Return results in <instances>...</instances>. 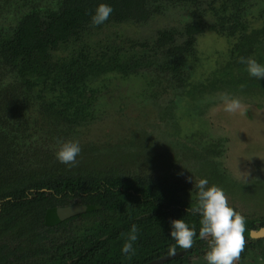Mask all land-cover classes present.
Here are the masks:
<instances>
[{
	"label": "trees",
	"instance_id": "trees-1",
	"mask_svg": "<svg viewBox=\"0 0 264 264\" xmlns=\"http://www.w3.org/2000/svg\"><path fill=\"white\" fill-rule=\"evenodd\" d=\"M8 1L4 0L0 9L8 4ZM15 1L12 6L15 3L19 5L18 1ZM178 1L193 5L192 13L201 22H205L207 8L202 7L201 10L203 0ZM101 2L114 6L118 0H65L58 12L50 11L41 17L37 11L25 13L23 16L17 11L0 14L1 17L6 16L9 20L18 21L14 27L9 28L10 31L3 30L0 40L1 61L9 65L15 76L22 78L29 87L27 90L42 82L36 96L39 99V110L31 118V124L26 117V109L31 108L30 98L26 96L23 99V96L14 94L2 101L3 97H0V200L11 198L0 205V242H3V247L11 249L9 253L12 257L17 251L28 254L39 250L31 242L32 234L37 230L44 235L46 227H32L34 223H46L52 229L59 230L63 224L67 225L68 221L82 218L83 222L68 227L66 236V242L71 245L67 246V251L72 252L70 257L76 254L81 256L77 261L67 264H141L159 254L167 253L169 246L175 243L170 237V222L175 218H182L189 225H195L197 235L199 233V214L181 208L188 203L182 201L180 193L176 192L180 186L175 182L173 187L171 184L174 180L169 176L142 173L126 177L123 173L113 172L111 166L105 163L97 164L93 169L76 165L72 170H52V166L47 163L39 170L35 169V166L21 165L15 138L22 130L27 129L31 133L41 126H62L57 130L62 132L65 123L67 126H75L94 117L96 92L100 88L99 84L90 86L86 77L89 74H103L107 70L106 66L103 63L90 62L82 52L73 57L71 62H52L46 59V54L60 42H67L73 35V30L91 23V16ZM135 3L140 5V1ZM206 3L217 18L214 23H207L208 27L229 35L241 24L240 14L246 12L250 6V0H209ZM127 4L126 0L125 8H130L131 4ZM8 9L6 7V10ZM11 24L12 22L9 25ZM204 27V24L188 25V39L182 45H172V31H162L151 44H145L147 54L152 56L161 51L165 53L162 48L168 45L167 51L173 57L165 63V69L183 75L184 57L193 47V37ZM240 44L243 45L242 42ZM247 44L249 45V42L245 41V45ZM236 49H239V52ZM235 51L241 58L248 50L241 46L235 48L233 52ZM150 60L151 58L147 62ZM238 63H241L240 60ZM10 129L14 134L7 133ZM65 129L69 131L68 128ZM14 144L16 149L13 148ZM53 159L51 154L43 152L37 153L35 161L47 162ZM28 189H33L34 192L26 193L25 190ZM28 194L31 195L30 199ZM57 194L62 196L57 197ZM75 199L86 205L87 211L68 220H59L56 208L70 204ZM30 212H34V216L31 218L32 230L28 229L30 233L26 234L28 240L22 239V234L19 241L11 247L10 240L5 241L8 239L5 236L13 235L18 227H23L22 224L26 222ZM147 212L146 216L143 215ZM132 224H136L139 231L138 239L133 242L135 252L128 256L121 252V247L127 240ZM261 224L264 225V221ZM247 227L251 225L248 223ZM248 232L249 230L246 234H250ZM53 252L64 254V251L57 247ZM66 258L61 259L64 264ZM5 262V256H1L0 263Z\"/></svg>",
	"mask_w": 264,
	"mask_h": 264
},
{
	"label": "rangeland",
	"instance_id": "rangeland-1",
	"mask_svg": "<svg viewBox=\"0 0 264 264\" xmlns=\"http://www.w3.org/2000/svg\"><path fill=\"white\" fill-rule=\"evenodd\" d=\"M52 1L55 0L49 3ZM255 1L240 14L241 24L232 35L208 28L195 37L190 54L184 57L183 75L166 71L159 64L150 66L134 79L100 83L102 94L94 102V117L67 126L71 132L64 128L62 133L67 134L64 137H58L61 132L57 130L62 126L55 127L56 130L41 127L42 141L36 143L39 149L44 147V151L56 153L63 141H78L81 146L78 164L90 168L91 163L104 164L108 159L114 164L123 161L129 164L131 174L169 176L180 186L181 193L189 189L196 191L195 181L201 177H206L209 183L224 179L219 186L236 211L253 218L263 216L264 78L250 76L246 66L238 63L239 49L233 52L242 46L248 50L243 57H253L264 64V0ZM6 7L0 9L3 15L18 11L17 4L8 10ZM185 10L184 5L166 4L158 18L145 26L137 25L131 36L137 44L142 41L151 44L158 31L181 26ZM9 19L2 17L3 30L12 21ZM207 21L213 23L214 19L208 15ZM118 29L130 35L126 26L108 27L103 34L109 35ZM66 54V50H60L59 59ZM15 81L10 73L5 74L4 82H0V97L22 93L23 86ZM225 96L238 99L241 109L236 113L224 111ZM26 112L30 123L35 110L29 108ZM47 136L52 140L46 141ZM19 150L24 157L21 165L39 170L46 163L36 162L37 153L32 154L33 149L27 152L26 145ZM53 163L52 170L71 167L57 159ZM212 172L215 179L211 177ZM227 179L232 184L225 187ZM248 189L256 193L250 195ZM27 216L29 226L34 212ZM21 228L18 227L14 236H5L11 247L22 234ZM253 264H264V261L256 260Z\"/></svg>",
	"mask_w": 264,
	"mask_h": 264
},
{
	"label": "flooded vegetation",
	"instance_id": "flooded-vegetation-1",
	"mask_svg": "<svg viewBox=\"0 0 264 264\" xmlns=\"http://www.w3.org/2000/svg\"><path fill=\"white\" fill-rule=\"evenodd\" d=\"M14 1L15 0H9L8 1L9 5L6 4L7 8L10 9L12 7V5L14 4ZM17 1L19 4L18 5V11H17L18 14L22 13V16H23L25 13L37 11V12H39V14H38L39 17H41L42 15H45L46 13H48L50 11L51 12H58V10H60L61 5H63L65 3V0H55V1H52L50 3H49V0H17ZM136 1H140V5H139V3H135ZM251 1L252 0H250V3H249L250 6H252ZM125 2H126V0H118V3L114 4V6L111 5L113 8V12L110 14L108 20L105 21L103 24L93 25L92 23H88L86 25H82V26L76 28L75 30H73V32H74L72 35L73 37L71 36L70 38H68L67 42H60V44L56 48L50 49L48 51V55L46 54V59H48L52 62H54V61H56V62H58V61L59 62L60 61L71 62V59H73V57H75L78 53L82 52L87 56V60H89L90 62L94 61L95 63H101V64L103 63L106 66L105 68H107V70L104 71L103 74L97 73L93 76L91 74H89L86 77L89 84H92L94 86H97L98 84L105 82V81H110L111 79H118V81L134 79L135 77L139 76L142 71L149 69L150 66L156 67V66H159V64H160L161 65L160 67L165 68L167 65L165 63H167L169 61V59L173 57L167 51V49L169 48L168 45L166 47L162 48L165 53H163L161 51V52H157V54L150 56L147 54L148 49H147L146 45L144 44V42L142 41V42L137 44L134 41V38L131 36V35H133V31H134L135 27H137V25L145 26L148 24V22L158 18L161 15V13L163 12V8L166 4L182 5V6L184 5V7L187 8V10H185L187 13L182 17L183 21L181 22V26H179V27L169 26L163 30L158 31L157 36L155 37V40L157 39L158 36H160V33L162 31H172L170 33L173 36V38L170 39V43L172 45H182L183 42L188 39V34L186 33V27L188 25H192V24H197V25L204 24L205 25V27L201 31L196 33V35L193 37V39L195 40L196 36L204 33L205 29L210 28L207 25V23L208 24L211 23V22L207 21L208 15H211L213 17L214 22L217 21L216 20L217 18L215 17V15L210 10V7H208L207 3L204 1L202 2V5H201V10H202V7L207 8L204 23L201 22L198 18H196L195 15L192 13V11L194 10V6L191 5L190 3L181 2L178 0H173V1L172 0H127L128 4H131V5L129 6L130 8H125ZM254 2H256V1L254 0ZM3 3H4V0H0V4H3ZM258 4H259V2H258ZM263 4H264V2H263ZM253 6H254V4H253ZM117 11H119V12H117ZM0 14H1V12H0ZM1 19H2V17L0 15V24L2 22ZM11 22H12V24L6 27V29H5V30H7L6 32L10 31L9 28L14 27L18 21L15 20V21H11ZM111 26L114 28L115 27L121 28V27L126 26L130 30V35L129 34L127 35L124 31H122L120 29L109 32L110 33L109 35H104L103 34L104 30L108 27H111ZM0 29H1V27H0ZM6 32H4V33H6ZM2 33H3V29L0 30V40H1V37L3 35ZM172 45H171V47H172ZM62 49L66 50L67 54L65 56L60 57V59H59L58 54L60 53V50H62ZM1 50H2V48L0 46V58H1ZM189 54H190V52H189ZM165 55H166V57H165ZM149 58H151V60L147 62V60ZM116 65H121V67L118 68ZM166 71H171V69L166 68ZM6 73H8V74L10 73L16 79L15 83H17L19 81L20 86H23V87H21L22 93L14 92V94L15 95H17V94L21 95L20 97L23 96V99L26 98V96L28 98H30L29 100L31 102H29V104L31 106L28 105V107L30 106L31 108H33L35 110V115H36L38 113V110H39V106H38V100L39 99L36 96H37L38 88L39 89L41 88L42 82H39V84H37L38 86L37 85L31 86L30 89L27 90V88H29V87L27 86V84L25 82L22 81V78L15 76V74H14L15 72L10 70L9 65H7L4 61H1V59H0V82L1 83L4 82V76ZM39 81H40V79H39ZM96 89H99V88L96 87ZM34 91L36 92V94ZM31 94H32V96H31ZM99 94H102V91L100 89L96 92V102H97V99L99 97ZM4 97L9 98V96L7 97L5 95H4ZM4 97L1 99L2 101L4 100ZM15 126H17V125L15 124ZM41 127H44L47 129L50 128L48 126H41ZM41 127H38V129L34 130V132H32L33 131L32 130L31 133H29V131L27 129L22 130V132H19L18 135H17L16 127H14L13 128L14 132L17 135V137L15 138V142L17 144V149L19 150V148H23V146L26 145L27 152L29 149H33L32 154H36V153L42 154L43 152H48L49 154H51L54 157V159L52 161L46 160L47 161L46 163L48 165L54 166L55 163H53V162L56 161L55 153H53L52 151H49V150L44 151V147L39 149V147L36 144L37 140L42 141V140H40V136H41L40 134L42 133ZM65 127H67L66 123L63 124V129ZM52 129H55V127L52 126ZM14 132L10 129L7 133L14 134ZM36 132H38V133H36ZM62 132L59 136L58 135L57 136L58 137H61V136L64 137L65 135H67V134H63ZM68 132H71V131H68ZM33 134H36V136L34 137L35 139L31 138ZM55 134H58V132H55ZM45 140L47 141V140H52V139L48 138V136H47L45 138ZM13 148L16 149V145ZM20 157H21V161L23 162L24 157L21 155H20ZM104 163L111 166L110 168L113 170V172H119V174L123 173L124 176H126V177L133 175V174L129 173L130 167H128L129 166L128 163H124L123 161H118V162H116V164H114V162H112V160H109V159L106 160ZM76 165H81V164L76 163L75 165H72L69 168V170H72L73 166H76ZM90 165H91L90 168H92V169H93V166H97V164H93V163H91ZM22 166H25V165H22ZM64 166H65V164H64ZM94 169H96V168L94 167ZM212 173H214V172H212ZM212 173H211V176H212ZM215 178H216V175L214 176V174H213L212 179H215ZM210 181H212V180H210ZM214 181H217V182H213V183L210 182V184H215V185L219 186V182L221 185L223 183L224 179L217 178ZM230 183L232 184L231 179H229L226 184L224 183L225 187L230 186ZM171 185L174 187L175 183L172 182ZM177 186H178V184H177ZM42 190L46 191L45 189H42ZM248 190H249L248 194H250V195H253L256 193L255 190H251V189H248ZM25 192L26 193L34 192V190L28 189V190H25ZM176 192L178 194L180 193L179 195H181L182 201L188 203V205H183L181 208H183L187 212L192 213V211L190 209L196 203V200H195L196 191H193V190L191 191L189 189L187 192L181 193L179 190V187H178V190H176ZM56 196L61 197L62 195L57 194ZM30 198H31V195L28 194V199H30ZM10 199H11L10 197L1 199L0 205L3 201L10 200ZM72 205L82 206L84 209H83V211H81L77 214H74L68 218H65L66 220L73 218L77 215L84 214L87 211L86 210L87 206L78 202L77 199H75V201L72 200V202L70 204H67L65 206H72ZM65 206H58V207H64L65 208ZM128 209H129V207H128ZM147 214H148V212L144 213L143 215L146 216ZM245 217H246L245 233H244L245 246H244L243 251L240 253L239 258L234 262V264H253L254 261H256V260L264 261V237H259V236L254 235V232L259 230L260 228H264V225L261 224L264 221V215L261 217H255V218H253L252 216H246V215H245ZM64 220H61V221H64ZM81 222H83L82 218H76L74 220L68 221L67 222L68 226L67 225L64 226V224H63L59 230L57 228L52 229L51 226L46 224V223L45 224H42V223L32 224V227L36 226V225L38 227H40L42 225L46 227L45 231H44V235L41 231H37V230H34L33 234H32L31 242L33 243V246L34 247L36 246V248L39 250H37L35 252H30V253L28 252V254L27 253H19L17 251L15 253V256L12 257V254L9 253V251L11 249L8 247H3V242H2V244L0 242V257L5 256L6 261H7L5 263H0V264H64V262L61 261V259L64 257L65 258L69 257L68 259L66 258V262H65L66 264L71 263L72 261H77V259L81 256V254H76V255H73V257H70L72 252L67 251V246L71 247V245H68V242H66V236L68 235V227L69 226H71L75 223L78 224ZM24 223L25 224H22L23 227L21 228V229H23L22 234H24L22 239L28 240L26 234L29 235L30 231L32 230V229H30L31 221L29 223V226L26 222H24ZM248 223H249V225H251V227H249V228L247 227ZM247 230H249L248 233H250V234H246ZM8 233H10V232H8ZM18 234H19V231H18ZM13 236H14V234H13ZM105 237L106 236H103V238H105ZM16 240L19 241V236L17 237ZM193 240H194V242H193V245L190 249L184 250V249L179 248L176 250V253H179V254L183 253V254H181V255L178 254L179 256H177V257L176 256L171 257L170 259H168L166 261L163 260L157 264H207V261L205 260V254H206L208 247H209L207 241L204 239H200L198 235H196L193 238ZM56 247L59 248V250L64 251V254H62V253L59 254L58 252H53V249H56ZM167 248L168 247H166V249ZM7 253H9V254H7ZM167 256H169L168 252L164 253V254H159L158 256H155L154 258H151L145 262H142L141 264H148L152 261L160 260V259L167 257Z\"/></svg>",
	"mask_w": 264,
	"mask_h": 264
},
{
	"label": "clouds",
	"instance_id": "clouds-1",
	"mask_svg": "<svg viewBox=\"0 0 264 264\" xmlns=\"http://www.w3.org/2000/svg\"><path fill=\"white\" fill-rule=\"evenodd\" d=\"M113 8L110 4L99 3L91 16L93 25H101L108 20ZM240 62L246 66V71L258 80L264 78V64L253 57H241ZM224 111L236 113L241 109V103L236 98L224 97ZM81 152L78 141L66 140L60 143L55 156L65 165H75ZM193 182V178L189 177ZM195 205L190 209L193 214L200 216L198 236L207 241L209 247L205 254L207 264H234L245 246L246 217L236 211L227 201L222 188L210 184L206 177L195 181ZM170 237L175 242L168 248L169 255H174L177 248L190 249L193 238L197 235L195 225H189L182 218L171 220ZM138 227L132 224L127 240L121 247V252L131 256L135 249L133 242L138 239Z\"/></svg>",
	"mask_w": 264,
	"mask_h": 264
},
{
	"label": "water",
	"instance_id": "water-1",
	"mask_svg": "<svg viewBox=\"0 0 264 264\" xmlns=\"http://www.w3.org/2000/svg\"><path fill=\"white\" fill-rule=\"evenodd\" d=\"M83 209L84 208L82 206H78V205L65 206V208L64 207H58V208H56V214H57V217H58L59 220H64L65 218H68V217H70V216H72L74 214H77V213L83 211ZM254 235L255 236H259V237H264V228H260L259 230L254 232ZM178 254L179 253H175L174 255H169V256L164 257V258H162L160 260L152 261V262H150L148 264H157V263H159V262H161L163 260L166 261V260L170 259L171 257H174V256L177 257V256H179V255H181L183 253H181L179 255Z\"/></svg>",
	"mask_w": 264,
	"mask_h": 264
}]
</instances>
